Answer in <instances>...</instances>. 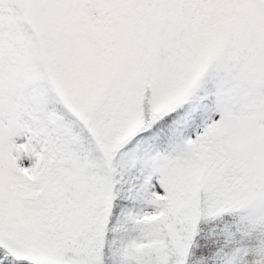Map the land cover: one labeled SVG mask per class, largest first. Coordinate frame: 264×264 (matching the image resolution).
Masks as SVG:
<instances>
[{
  "label": "snow or ice",
  "instance_id": "1",
  "mask_svg": "<svg viewBox=\"0 0 264 264\" xmlns=\"http://www.w3.org/2000/svg\"><path fill=\"white\" fill-rule=\"evenodd\" d=\"M0 264H264V0H0Z\"/></svg>",
  "mask_w": 264,
  "mask_h": 264
}]
</instances>
